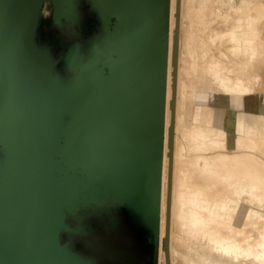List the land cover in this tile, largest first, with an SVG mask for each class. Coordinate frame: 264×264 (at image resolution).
Returning a JSON list of instances; mask_svg holds the SVG:
<instances>
[{"label":"water","instance_id":"1","mask_svg":"<svg viewBox=\"0 0 264 264\" xmlns=\"http://www.w3.org/2000/svg\"><path fill=\"white\" fill-rule=\"evenodd\" d=\"M43 1L0 0V264H94L64 237L103 208L156 251L170 0Z\"/></svg>","mask_w":264,"mask_h":264},{"label":"bare ground","instance_id":"2","mask_svg":"<svg viewBox=\"0 0 264 264\" xmlns=\"http://www.w3.org/2000/svg\"><path fill=\"white\" fill-rule=\"evenodd\" d=\"M187 1L171 0L169 73L166 77L167 99L165 95L161 166L162 192L160 186L159 201L163 236L167 230V264H170V257L174 263L176 261L177 264H187L185 251L178 247L176 242L179 240L184 246L185 241L193 242L192 238L194 240L201 238V241L207 243L206 248L212 254L227 259L228 264H264V84L255 79L254 86L261 87L259 90L249 87H245L246 90L245 88L239 90L235 77L243 73L240 67H232L233 64L238 65L245 60V46L249 42L247 39L249 34L257 39L261 31H264V24L256 22L263 19L264 16L260 12L264 11V7L257 5L258 0L231 2V8H237L238 16H247L243 18L246 21L237 26L240 28L238 33L231 39L229 37L231 41L239 40L240 47L237 54H231L232 56L227 58L230 76L228 74L223 76L218 71L220 68H217L216 59L219 58V51L217 53L215 45L206 36L202 37L201 55L198 54V59L203 65L198 64L200 70H195L197 63L194 60L192 63L196 78L199 79L197 84L192 80L193 83L188 85L184 83L182 77L185 63L181 51ZM212 2L215 0H205L202 3L206 12L211 11ZM241 2L243 6H240ZM176 8L177 33H175ZM254 10L256 11L253 12ZM234 27L236 26L232 24L231 30L236 29ZM253 51L256 52V49ZM260 62L264 64V61L258 60L250 66L252 76L263 77L262 74H258L262 69ZM173 85L174 93L177 90V100L173 94L172 109ZM243 90L246 92L242 93ZM217 91L228 93V96L217 108L219 120H213L212 124L210 122L207 125L201 116L204 107L208 106L210 111L211 108H215L211 105L215 96L219 94ZM250 95H253V99H258L256 107L250 103L248 98ZM198 105L200 110L195 114L196 122L189 127L185 124L186 115L189 112L192 114L193 108ZM252 114H256L254 121L248 119ZM231 117L237 120L238 126L237 130H234V136L239 140L220 144V139L225 135V132H222L224 122H221V118ZM191 141L197 143L196 148H199V154L201 153L198 154L200 158L197 155L198 159L192 157L190 153L192 150L189 151ZM186 236L189 238H184ZM163 240L161 237V241Z\"/></svg>","mask_w":264,"mask_h":264},{"label":"rangeland","instance_id":"3","mask_svg":"<svg viewBox=\"0 0 264 264\" xmlns=\"http://www.w3.org/2000/svg\"><path fill=\"white\" fill-rule=\"evenodd\" d=\"M204 1L205 0H188L185 6V20H184L185 27H184V32L182 35L183 38H182V44H181V51H183V61L185 63V68L183 70L182 77H183L184 83L188 85L191 82L193 83V81L196 82L197 84V81H198L197 79H199L198 77L196 78V75H195L196 73L193 70L192 63H193V60L197 63L195 70H200L199 69L200 67H198V64L203 65L200 62V59H198V54L201 55L200 48L202 47V43H203L202 37H206V36H208V40H210L213 43V45H215L217 53L219 51V54H218L219 58L218 60L216 59V63L218 66L217 68L218 69L220 68L222 71H220V69L218 71L221 72L223 76H226L227 74L230 76V69H229L230 65H228L227 63V58L232 56L231 54H237L238 53L237 51L240 49L239 43H238L239 40L235 39L234 41L233 40L231 41L230 39L232 38L234 34L238 33L240 28H238L237 26L240 23H244L246 20L243 18L247 16V15L238 16L236 13L237 8L235 7L231 8L232 1L238 2L242 0H215V2L211 3L212 5L210 4L211 11L207 10L208 14L202 7V3ZM257 5H261L264 7V0H258ZM240 6H243V2L240 3ZM255 11L256 10H254L253 12ZM260 14L264 16V11L263 12L261 11ZM169 15L170 16H169V27H168L167 75L169 73L168 63H169L171 0H170ZM262 16H260V18H262ZM179 22H180V19H179ZM256 22H260L261 24H264V17L263 19L256 20ZM232 24L236 26L234 27L236 29L231 30ZM228 25L230 26L228 27ZM249 26L252 27L251 24ZM175 27H176L175 33H177V8H176V26ZM178 32L180 33V26H179ZM179 37H180V34H179ZM247 39H249V42L246 44L247 46H245L246 48V52L244 56L245 60L240 62L238 65L233 64L232 66L233 68L240 67L242 70L241 73H243L241 76H238L237 78L234 76L235 82L238 84V85L236 84V86L237 87L239 86L238 88L239 90L241 88L244 89L245 87H249L254 90H257V89L259 90L261 87H258L257 84H256L257 86H254V84H255V79L257 80V82L264 84V71H263L264 64L262 65L260 62V66L262 67V69L259 68L260 72L258 73L259 75L262 74L263 77L252 76V72H251L252 70L250 66L258 60L264 61V31H261V34L257 37L258 40L256 39L255 36L251 35V33L249 34ZM175 42H176V34L174 38V46H175ZM179 45H180V38H179ZM179 49L180 48H178V52H179ZM254 49H256V52L253 51ZM173 51H174V68H175V47ZM178 57H179V53H178ZM246 73H248L249 75H247ZM173 84H174V77H173ZM245 90H243L242 93H245L246 92ZM218 93H216L218 95L215 96L213 105H211L212 107H215V108H211V111H210V108L208 106L204 107L205 110H203V113H202L203 116H201V118L205 119V122L207 123V125L210 122L212 124L213 120H219V115H218L219 111L217 110V108H219L223 104V102H225L228 96L227 95L228 93H225V92H222V93L218 92ZM173 94H175V99L177 100V90L174 93V85L172 89V109H173ZM230 94H232L231 91H230ZM248 98L250 99V103H252V105L256 107L258 103V99H253V95H250V97ZM166 99H167V87H166ZM166 106H167V100H166ZM193 110L194 111H192V114L189 112L186 115L187 121H185V124L189 127L192 125L193 122H196L195 114H197V112L200 110L199 105L195 106ZM165 111H166V107H165ZM215 111L217 114L213 113ZM215 115H217L218 118ZM213 116L215 117L213 118ZM248 119H250L251 121L256 120V114H252L251 117H249ZM221 122H224L223 127H222L223 129L220 127L219 131L221 132V129H222V132H225L224 133L225 135L223 136V138L220 139L219 141L220 144H225L228 142H232L233 140L234 141L237 140L238 138L234 136L235 131L237 130L236 126H238L236 118L235 117L225 118V119L221 118ZM225 126H228V127L225 128ZM194 142L191 141L190 143L191 148H189V151L192 150L190 151L192 157L194 156L198 159V157L200 158L199 155L201 153L199 154V148H196L197 143L194 144ZM200 144L202 143H198V145ZM169 170H170V160H169ZM168 193H169V186L167 189V203H168ZM197 210H201V209L197 208ZM160 217H161V214H160ZM160 217H159V233H158V264H167V257H166V232L167 230L165 232V235L163 236L161 232ZM161 237L162 239H164L163 241H161ZM184 238H189V237L186 236ZM192 239H193V242L185 241L184 246L179 243L180 242L179 240L176 242V245L185 251L187 264H228L227 259H222V257L216 254L215 255L212 254L210 250L206 248L207 243H205L204 241H201L200 240L201 238L200 239L196 238V240H194V238ZM192 239H190V241ZM161 242L162 243L164 242V244H162ZM169 255L171 256L170 245H169ZM170 260H171L170 264L171 263L177 264L176 261L175 263L172 261L171 257H170Z\"/></svg>","mask_w":264,"mask_h":264},{"label":"flooded vegetation","instance_id":"4","mask_svg":"<svg viewBox=\"0 0 264 264\" xmlns=\"http://www.w3.org/2000/svg\"><path fill=\"white\" fill-rule=\"evenodd\" d=\"M76 12L83 26L92 17L86 2H76ZM41 13L45 19L50 18V0L43 1ZM50 29L54 30V35L61 41L74 39L71 28ZM44 32H48L46 27ZM71 226L79 228V233L66 235L64 242L68 241L74 251L92 260L94 264H158V250L154 251L153 244L113 210L103 208L88 211L83 213L76 223H71Z\"/></svg>","mask_w":264,"mask_h":264}]
</instances>
